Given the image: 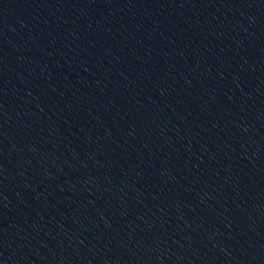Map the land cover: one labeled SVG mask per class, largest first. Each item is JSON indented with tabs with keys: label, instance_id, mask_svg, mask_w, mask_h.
I'll use <instances>...</instances> for the list:
<instances>
[{
	"label": "water",
	"instance_id": "95a60500",
	"mask_svg": "<svg viewBox=\"0 0 264 264\" xmlns=\"http://www.w3.org/2000/svg\"><path fill=\"white\" fill-rule=\"evenodd\" d=\"M0 264H264V0H0Z\"/></svg>",
	"mask_w": 264,
	"mask_h": 264
}]
</instances>
